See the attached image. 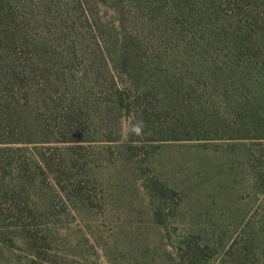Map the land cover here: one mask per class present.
<instances>
[{
    "label": "trees",
    "instance_id": "1",
    "mask_svg": "<svg viewBox=\"0 0 264 264\" xmlns=\"http://www.w3.org/2000/svg\"><path fill=\"white\" fill-rule=\"evenodd\" d=\"M99 4L116 9L117 31ZM193 73L205 78L204 95ZM223 95L229 114L210 108ZM122 117L130 140L139 137L130 130L137 120L146 142L264 139V0H0L2 219L31 217L22 187L37 175L61 192L90 196L70 177L80 167L76 149L67 157L1 145L111 142ZM255 153L244 150L249 160ZM256 180L264 186V174ZM254 218L216 260L197 240H183L185 264H264V244L256 243L264 235L246 232Z\"/></svg>",
    "mask_w": 264,
    "mask_h": 264
},
{
    "label": "rangeland",
    "instance_id": "2",
    "mask_svg": "<svg viewBox=\"0 0 264 264\" xmlns=\"http://www.w3.org/2000/svg\"><path fill=\"white\" fill-rule=\"evenodd\" d=\"M99 5L117 31L116 9ZM190 76L204 95L205 78ZM226 98H215L218 107L210 108L229 114ZM120 126L115 141L82 143V148L71 142L1 145L67 157L76 149L80 167L70 177L83 181L90 199L59 191L45 176L44 181L40 175L29 179L21 195L31 217L26 214L22 222L0 216V264H185L183 240H197L200 250L205 245L203 253L216 260L232 251L250 218L256 226H249V236L253 229L264 235V186L256 180L264 174V150L259 151L264 139L255 140L257 145L254 140L146 142L141 135L129 139L126 117ZM231 147L238 153H228ZM246 147L255 150L257 161L245 157ZM159 181L172 190L154 191L149 184ZM11 183L16 185L11 189L20 188L16 180ZM256 243L263 245L264 236ZM256 243L249 245L252 250Z\"/></svg>",
    "mask_w": 264,
    "mask_h": 264
},
{
    "label": "clouds",
    "instance_id": "3",
    "mask_svg": "<svg viewBox=\"0 0 264 264\" xmlns=\"http://www.w3.org/2000/svg\"><path fill=\"white\" fill-rule=\"evenodd\" d=\"M144 129V122L143 120H137L135 124L131 126V132L134 133L137 136H140L143 134Z\"/></svg>",
    "mask_w": 264,
    "mask_h": 264
}]
</instances>
